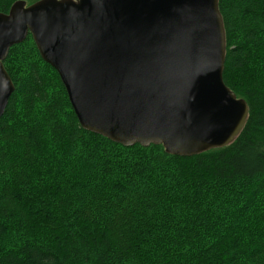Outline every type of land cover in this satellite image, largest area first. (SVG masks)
<instances>
[{"label": "trees", "instance_id": "16d2710c", "mask_svg": "<svg viewBox=\"0 0 264 264\" xmlns=\"http://www.w3.org/2000/svg\"><path fill=\"white\" fill-rule=\"evenodd\" d=\"M23 1L0 0V13ZM223 81L248 106L226 147L178 157L82 129L32 37L3 61L0 264H264V0H218Z\"/></svg>", "mask_w": 264, "mask_h": 264}, {"label": "water", "instance_id": "95a60500", "mask_svg": "<svg viewBox=\"0 0 264 264\" xmlns=\"http://www.w3.org/2000/svg\"><path fill=\"white\" fill-rule=\"evenodd\" d=\"M30 34L82 129L124 147L191 157L231 144L248 106L223 81L218 0H39L0 13V118L14 91L3 67Z\"/></svg>", "mask_w": 264, "mask_h": 264}, {"label": "bare ground", "instance_id": "6f19581e", "mask_svg": "<svg viewBox=\"0 0 264 264\" xmlns=\"http://www.w3.org/2000/svg\"><path fill=\"white\" fill-rule=\"evenodd\" d=\"M239 100V99H238ZM244 101V100H243ZM70 102V101H69ZM71 105V104H70ZM72 107V106H71ZM74 112V111H73ZM76 117V116H75ZM77 119V118H76ZM78 121V120H77ZM79 123V122H78ZM80 125V124H79ZM81 127V126H80ZM82 128V127H81ZM98 135V134H97ZM236 139V138H235ZM120 145V144H119ZM151 145V144H150ZM153 145V144H152ZM122 146V145H121ZM149 146V145H148ZM142 147H144V146H142ZM145 147H147V146H145ZM221 149V148H220Z\"/></svg>", "mask_w": 264, "mask_h": 264}]
</instances>
